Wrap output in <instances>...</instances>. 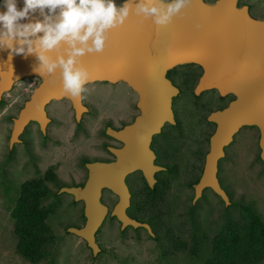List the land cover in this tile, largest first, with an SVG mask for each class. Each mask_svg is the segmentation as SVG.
I'll list each match as a JSON object with an SVG mask.
<instances>
[{
	"label": "water",
	"instance_id": "water-1",
	"mask_svg": "<svg viewBox=\"0 0 264 264\" xmlns=\"http://www.w3.org/2000/svg\"><path fill=\"white\" fill-rule=\"evenodd\" d=\"M18 6L23 7V0ZM182 11L186 12L185 16L174 17L166 26L155 25L151 18L141 23V17L133 12L122 26L111 30L102 53L81 58L91 74L88 84H126L138 96L140 112L132 125L121 133H113V137L129 144L126 151L114 152L115 162L86 164L87 179L82 187H64L58 191L83 204V227H70L66 231L85 242L93 256L100 252L95 235L107 216L115 218L121 230L142 228L154 236L147 224L127 216L130 194L124 180L130 172L141 170L144 180L153 188L145 150L150 136L172 121L170 100L177 91L165 78L168 70L186 64L197 65L203 75L196 92L215 89L222 97H235L226 109L209 117L217 129L210 138L203 174L194 185V200L204 188H209L228 204L215 177V167L223 146L242 126L259 130L260 147L264 151V20L252 18L247 6L238 7V0H216L213 4L193 0L192 6ZM33 19L41 17L37 13ZM198 23L203 27L197 29ZM49 54L56 56L55 52ZM38 63L35 55L10 57L9 50H0V99L22 79L35 77L40 81L13 119L10 146L18 141L30 122H36L45 133L50 122L45 106L52 101H68L77 122L87 112L81 96L73 98L63 92L58 77L40 76L35 71ZM105 190L117 198L111 211L101 202Z\"/></svg>",
	"mask_w": 264,
	"mask_h": 264
},
{
	"label": "rangeland",
	"instance_id": "rangeland-1",
	"mask_svg": "<svg viewBox=\"0 0 264 264\" xmlns=\"http://www.w3.org/2000/svg\"><path fill=\"white\" fill-rule=\"evenodd\" d=\"M203 1L213 4L216 0ZM240 2L241 5L250 6L253 18L264 20V0ZM39 82L35 77H27L16 85L15 90L5 94L0 100V264H30L16 252L17 240L10 217V210L18 196L20 185L24 181L41 177L45 173L44 170L51 167L55 169L59 189L82 184L87 177L85 165L94 160H104V154L97 151L99 149L97 146L103 142L99 131L103 130L108 102L112 104V99L115 101L124 99L123 105L126 106L127 101L134 98L132 91L122 84L116 89L104 83L88 84L87 91L82 97L89 113L84 115L79 126L75 122L68 101L52 102L47 108V114L53 122L48 127V138L53 139V142L49 139L46 142L47 147L39 148L41 135L31 129L22 137L23 140L32 139L31 151L33 155L37 154V159L33 160L35 168L24 155L16 161H10L7 148L12 129L9 118L17 113L18 108L27 101L29 94ZM77 127L79 131H76ZM50 188L56 191V187L50 185ZM246 191L249 195L256 192L248 181L241 184L240 192L246 196ZM187 192L189 191L181 183H173L163 202L158 204L155 210L152 209L151 213L155 215L157 221V224H154V229L159 235L157 241L149 238L143 230L134 231L129 228L121 230L120 224L107 216L97 233L100 252L95 256L80 238L67 233L65 229L83 227V204L73 201L67 194L57 192L43 203L50 204L53 208V214L47 220L55 235V244L51 250L53 260H50L49 264H200L207 256L206 248L211 237L220 227L218 211L220 207L217 205V199L210 193L207 194L206 201L200 204L199 209L192 211L194 222L188 218L186 211ZM263 195L261 193L260 198ZM101 198L109 211L117 202V198L107 190L103 192ZM193 226L198 227L208 238L199 249V260L191 258L187 252L173 251L163 236L164 232H170L188 243ZM202 233L197 236L201 237ZM261 264H264V261Z\"/></svg>",
	"mask_w": 264,
	"mask_h": 264
},
{
	"label": "flooded vegetation",
	"instance_id": "flooded-vegetation-1",
	"mask_svg": "<svg viewBox=\"0 0 264 264\" xmlns=\"http://www.w3.org/2000/svg\"><path fill=\"white\" fill-rule=\"evenodd\" d=\"M121 2H123V0H118V3ZM242 6H247L248 13L253 18L250 14V6L245 4L241 5L240 0H238V7ZM202 75L203 70L194 64L177 66L166 72L165 78L177 92L170 100L172 121L166 122L157 133H153L150 136L147 149L145 150V154L150 161V169L154 180L153 188L148 186L143 178L141 170L130 172L124 180L130 194L129 207L126 210L127 216L140 223L147 224L151 232L154 229V225L142 210L148 207L155 210L158 204L163 202L164 197L167 192H169L171 184L178 182L189 191L185 194L188 200V205L186 207L187 212L199 209L201 206L200 204L206 201V195L210 193L217 199V205L220 207L218 209L220 220L224 219L225 212H230L231 217L237 219L239 217L241 205H246V203H248L249 206H252L255 211L259 213L263 221L264 195L260 198V194H264V151L260 147L259 130L254 126H242L232 136L231 141L223 146L222 156L218 158L216 162L215 177L219 187L226 195L228 204H225V202L209 188H204L201 191L200 197L194 200V185L198 183L203 174L206 157L210 151V138L217 129V125L209 121V117L216 112L223 111L229 106L230 102L235 100V97L232 95H225L222 97L215 89H206L196 92V87ZM25 79L15 83L9 92L15 90L16 85L23 82ZM103 83L113 89H116L117 86L121 84L128 87L122 82ZM9 92L4 93L1 99ZM132 94H134V98L131 101L128 100L126 106L123 105L124 99L120 101L112 99V104L109 103L110 101L108 102L106 107L107 112L103 120V130L99 131L100 135L103 137V142L97 146V148H99L97 151L104 154V160L98 159L92 162L113 163L117 159L114 155L115 151H126L128 149L127 145L129 144L122 139L113 137V133H121L124 131L125 128L132 125L136 117L140 115L137 108L138 96L133 91ZM30 95L31 94H29L27 100ZM25 102L26 101H24V103ZM52 102L45 106L46 116L50 122L47 124L44 134L40 131L39 125L36 122H30L23 129L16 143L10 146L8 139L7 149L9 151L8 157L10 161H16V159L20 158L22 155L26 156L31 164H33L34 158L37 159V154L34 153L33 155L31 151L33 144L32 139H22L29 129L36 132V134L37 132L40 133L42 139L39 138V148L41 146L42 148L47 147L46 142L49 139L53 142V139L48 138V127L53 122L47 114V108ZM24 103L18 108L17 113L9 118L12 126L13 119L18 116ZM81 103L87 109V112L81 115L78 122L75 119L78 126L84 115L89 113L88 108L84 104L82 94ZM70 108L72 109L71 105ZM72 112L75 118L73 109ZM76 129V131H79L78 127ZM108 130L111 134H108ZM134 151L136 150L134 149ZM83 165H85V163ZM33 167L36 168V164H33ZM47 170L44 171L46 172ZM85 181L80 187L84 185ZM244 181H248V183L255 188L256 192L249 195L246 191V196L244 195L245 193H241V184ZM147 188L151 191L147 190ZM101 202L103 203L102 199ZM141 207L142 210H140ZM141 217H144L143 219L147 220V222L139 221ZM126 228L132 229L130 227ZM142 230L147 232L144 229ZM97 233L95 235V241L98 245ZM99 246L100 245H98V247Z\"/></svg>",
	"mask_w": 264,
	"mask_h": 264
},
{
	"label": "clouds",
	"instance_id": "clouds-1",
	"mask_svg": "<svg viewBox=\"0 0 264 264\" xmlns=\"http://www.w3.org/2000/svg\"><path fill=\"white\" fill-rule=\"evenodd\" d=\"M0 0V50L12 55H35L40 76L58 77L63 92L73 98L87 91L91 74L81 58L102 53L112 29L122 26L134 12L166 26L193 0ZM39 14L41 19H33ZM196 24V28H202ZM55 52L53 58L49 53ZM57 69L59 74L56 75Z\"/></svg>",
	"mask_w": 264,
	"mask_h": 264
},
{
	"label": "trees",
	"instance_id": "trees-1",
	"mask_svg": "<svg viewBox=\"0 0 264 264\" xmlns=\"http://www.w3.org/2000/svg\"><path fill=\"white\" fill-rule=\"evenodd\" d=\"M57 183V175L52 167L41 177L24 182L20 185L18 196L10 210L17 240L16 252L30 264H49L53 260L51 250L55 244V235L47 223L49 216L53 214V208L50 204L43 203L57 194ZM50 185L56 187V191H52ZM147 190L151 191L149 188ZM142 211L153 225L157 224L151 207ZM187 215L195 222L193 212H188ZM143 218L139 221L147 222ZM220 221V227L214 232L206 248L207 256L200 264H261L264 261V222L252 206L248 203L241 205L237 219H233L230 212H225L224 219ZM193 227L188 243L170 232H164L163 236L173 251L187 252L191 258L199 260V249L208 238L198 227ZM139 230L142 229H136ZM152 232L154 238L146 233L149 238L157 240L159 235L154 229ZM199 233H202L201 237L197 236Z\"/></svg>",
	"mask_w": 264,
	"mask_h": 264
}]
</instances>
